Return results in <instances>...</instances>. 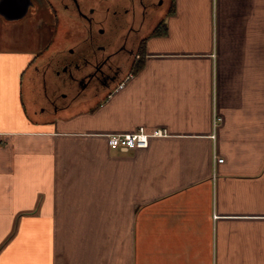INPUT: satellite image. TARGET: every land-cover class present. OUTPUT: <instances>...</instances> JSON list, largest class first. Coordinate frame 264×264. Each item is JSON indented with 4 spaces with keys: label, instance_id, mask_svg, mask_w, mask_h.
<instances>
[{
    "label": "crops",
    "instance_id": "crops-1",
    "mask_svg": "<svg viewBox=\"0 0 264 264\" xmlns=\"http://www.w3.org/2000/svg\"><path fill=\"white\" fill-rule=\"evenodd\" d=\"M32 1L0 14V264H264V0L137 6L138 66L73 103L82 25ZM43 15L62 30L39 53L22 31ZM140 127L167 134L108 145Z\"/></svg>",
    "mask_w": 264,
    "mask_h": 264
},
{
    "label": "flooded vegetation",
    "instance_id": "flooded-vegetation-1",
    "mask_svg": "<svg viewBox=\"0 0 264 264\" xmlns=\"http://www.w3.org/2000/svg\"><path fill=\"white\" fill-rule=\"evenodd\" d=\"M86 1L93 5L88 11H85ZM48 3L54 9L55 5L71 8L82 25V43L78 41L68 47L59 61L63 84L73 96L72 103L90 91L98 94L103 88H109L125 65L133 64L137 56L134 40L142 33V22L135 19L134 13L127 22L128 7L133 11L140 7L145 16L150 8L149 0H49ZM33 5L30 2L29 6ZM11 6V2L6 4L9 10ZM101 7L104 10L98 17L96 8Z\"/></svg>",
    "mask_w": 264,
    "mask_h": 264
},
{
    "label": "rangeland",
    "instance_id": "rangeland-1",
    "mask_svg": "<svg viewBox=\"0 0 264 264\" xmlns=\"http://www.w3.org/2000/svg\"><path fill=\"white\" fill-rule=\"evenodd\" d=\"M162 2H163L162 0H157L156 1V5H160V4H164L165 3V2H163V3ZM128 9H129V11H133L131 6H129ZM48 17H50L48 19L49 24H50L49 27H47L46 24L44 22H42L43 20L45 21V15H43L42 19L40 17L32 18V16H27V18H25V20H24V23H26L25 25H27V26H25L24 24L23 25L25 27L22 26L24 28V30L22 31V35L24 36V39L26 40L27 43H29V41L32 42V40H33L32 37L33 36H35V35L38 36L39 35V41L35 45L37 50L40 51L39 53L42 52L41 50H43L44 46H46L50 41L51 42L54 41V33L56 32V30L57 31L58 30L59 31L62 30L61 22H59L56 17L53 18L52 15H48ZM53 19H54V21H53ZM30 20L33 21L34 25H36L37 28L30 29V26H28V23H30ZM39 26H40V28H39ZM132 66L135 69V67L138 66V63L136 62V64H133ZM45 105H47L48 108L50 107V105H51L50 104V99H49V101L47 103H45ZM48 108L46 109V111L49 112ZM58 111L61 112L63 110H58Z\"/></svg>",
    "mask_w": 264,
    "mask_h": 264
},
{
    "label": "built area",
    "instance_id": "built-area-1",
    "mask_svg": "<svg viewBox=\"0 0 264 264\" xmlns=\"http://www.w3.org/2000/svg\"><path fill=\"white\" fill-rule=\"evenodd\" d=\"M129 78L130 75L127 76L126 79L117 86L116 90L123 88L126 80ZM218 120H220V118H216V121ZM166 134V129H156L155 131L149 133L143 127H140L134 133L109 135L108 145L114 150L126 153L134 149L147 148L150 137L165 136ZM222 161L223 159H218V162Z\"/></svg>",
    "mask_w": 264,
    "mask_h": 264
},
{
    "label": "water",
    "instance_id": "water-1",
    "mask_svg": "<svg viewBox=\"0 0 264 264\" xmlns=\"http://www.w3.org/2000/svg\"><path fill=\"white\" fill-rule=\"evenodd\" d=\"M20 1V3H16ZM8 2L12 3V6L9 9L6 8ZM31 0H0V14L8 19H18L24 16L28 11V7Z\"/></svg>",
    "mask_w": 264,
    "mask_h": 264
}]
</instances>
